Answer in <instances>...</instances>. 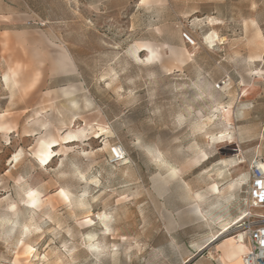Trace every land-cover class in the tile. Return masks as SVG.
<instances>
[{"label": "rangeland", "instance_id": "1", "mask_svg": "<svg viewBox=\"0 0 264 264\" xmlns=\"http://www.w3.org/2000/svg\"><path fill=\"white\" fill-rule=\"evenodd\" d=\"M0 115V264H209L264 156V0H0Z\"/></svg>", "mask_w": 264, "mask_h": 264}, {"label": "built area", "instance_id": "2", "mask_svg": "<svg viewBox=\"0 0 264 264\" xmlns=\"http://www.w3.org/2000/svg\"><path fill=\"white\" fill-rule=\"evenodd\" d=\"M187 40L188 37L185 36ZM116 160L122 159L119 147L111 150ZM247 199L243 219L237 224L246 251L242 264H264V156L255 155L249 163V181L245 189Z\"/></svg>", "mask_w": 264, "mask_h": 264}, {"label": "bare ground", "instance_id": "3", "mask_svg": "<svg viewBox=\"0 0 264 264\" xmlns=\"http://www.w3.org/2000/svg\"><path fill=\"white\" fill-rule=\"evenodd\" d=\"M213 37V35H212ZM189 41H191L192 44H194V42L188 38ZM208 39V38H207ZM211 40V39H210ZM207 41V40H206ZM153 52L150 51V56L152 57L153 56ZM66 66V65H65ZM64 90V89H63ZM65 94V93H64ZM225 115V114H224ZM229 115V114H227ZM1 117V115H0ZM5 128L4 126L0 125V132L1 131H4ZM56 141H47V142H43L40 147H39V150L37 151V153L35 154L36 156V159L37 161H39L41 164H46V163H49L52 159H53V154H54V146L57 144H55ZM37 150V149H36ZM113 150H116V147L113 148ZM122 151V150H121ZM206 156V155H205ZM170 170V169H169ZM240 185H244L242 182L240 183ZM214 190L216 191V188H214ZM26 204L28 207H35L38 205V203L40 202V199H39V194L36 193L35 191H31L27 194V199H26ZM243 219V216H240L234 223H232L231 225L229 226H225V228H222L223 231L221 234H224L226 233L233 225H236L238 224L240 221H242ZM240 235V234H239ZM238 236V235H236ZM236 236L234 237H231L230 239H228L231 243H233L236 247H237V250L240 252V254L236 256V258L230 262H224L222 264H242V256L243 254L245 253L244 251V244H242L240 241H237L236 240ZM227 239V238H226ZM220 245V244H219ZM23 246H25L23 244ZM222 248V247H221ZM224 248V246H223ZM246 249V248H245ZM25 252L30 256V254L32 253V248L31 247H28V246H25ZM225 252V251H224ZM232 256V255H231Z\"/></svg>", "mask_w": 264, "mask_h": 264}, {"label": "crops", "instance_id": "4", "mask_svg": "<svg viewBox=\"0 0 264 264\" xmlns=\"http://www.w3.org/2000/svg\"><path fill=\"white\" fill-rule=\"evenodd\" d=\"M221 233H219L217 236H213L212 243L214 244V251L208 253L209 254V258H210V263L209 264H222L223 261L224 262H230V261H232V260H234L236 258L235 255L238 256L240 254V252L237 250V247L228 240L231 237L227 238V239L225 238V239H222V240H218L219 237L221 235H223ZM236 240L240 241L242 244H244L242 242V235L236 236ZM223 246H224V248H223ZM245 248L246 247L244 245V251H246Z\"/></svg>", "mask_w": 264, "mask_h": 264}]
</instances>
